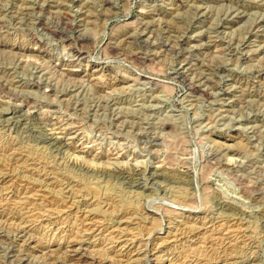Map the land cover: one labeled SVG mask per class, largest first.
Here are the masks:
<instances>
[{
	"label": "rangeland",
	"instance_id": "374dc122",
	"mask_svg": "<svg viewBox=\"0 0 264 264\" xmlns=\"http://www.w3.org/2000/svg\"><path fill=\"white\" fill-rule=\"evenodd\" d=\"M0 264H264V0H0Z\"/></svg>",
	"mask_w": 264,
	"mask_h": 264
},
{
	"label": "bare ground",
	"instance_id": "6f19581e",
	"mask_svg": "<svg viewBox=\"0 0 264 264\" xmlns=\"http://www.w3.org/2000/svg\"><path fill=\"white\" fill-rule=\"evenodd\" d=\"M57 140V139H56ZM59 142V141H58ZM161 165V164H160ZM152 175V174H151ZM222 204V203H221ZM226 204V203H225Z\"/></svg>",
	"mask_w": 264,
	"mask_h": 264
}]
</instances>
